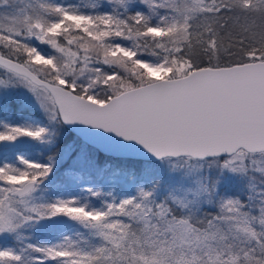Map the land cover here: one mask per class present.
<instances>
[{"label":"snow or ice","instance_id":"1","mask_svg":"<svg viewBox=\"0 0 264 264\" xmlns=\"http://www.w3.org/2000/svg\"><path fill=\"white\" fill-rule=\"evenodd\" d=\"M0 154V264H264V0H0Z\"/></svg>","mask_w":264,"mask_h":264},{"label":"trees","instance_id":"2","mask_svg":"<svg viewBox=\"0 0 264 264\" xmlns=\"http://www.w3.org/2000/svg\"><path fill=\"white\" fill-rule=\"evenodd\" d=\"M69 2H75V0H69ZM31 113L37 114L32 109H25L23 111V113L17 114V116L12 117V121L22 123L25 118H29V116H31ZM21 150H23L28 155L36 156V158H38V159L46 158L45 156H41L35 150H30L28 146H23L21 148ZM4 158H5V154H0V159H4ZM6 158L12 161V159H13L12 154L11 153L6 154ZM64 172H65V167H61L60 170L55 174L54 184L52 185V191L54 193L62 188L60 186L61 183H65V181H67V178L65 177ZM102 179L103 178H101V182H99L97 185L100 184L102 186L101 188L103 190H105L108 186H111L112 191H115L117 193L119 191L125 190L123 183H122L123 180H121L118 183H115V185H113L107 181H103ZM96 202H98V201H96ZM75 227L76 226H74V225H72V223H70L66 227H63V228H60L57 230L38 231L35 234L34 242H38V243L56 242L55 240H57L59 238L61 232L65 233V231L67 230L68 234H72ZM64 228L66 230H64Z\"/></svg>","mask_w":264,"mask_h":264},{"label":"rangeland","instance_id":"3","mask_svg":"<svg viewBox=\"0 0 264 264\" xmlns=\"http://www.w3.org/2000/svg\"><path fill=\"white\" fill-rule=\"evenodd\" d=\"M37 114H32L31 113V116H29L30 118L32 119H41V114L38 112V111H35ZM23 151V150H21ZM24 152V151H23ZM25 153V152H24ZM25 155H28L25 153ZM31 156L32 158L34 159H38L36 158V156H32V155H29ZM46 159V158H44ZM9 160V159H8ZM11 161V160H9ZM13 162H15L13 159H12ZM103 180V179H102ZM123 183V186H124V189L123 191H119L118 193L123 196V195H129V194H132L133 192V186L131 184H128L126 183L125 181H122ZM60 186L62 187L60 190L56 191L55 193H57L58 195H61V196H76V195H79L81 194V189L78 187V185L70 180L67 179V181H65V183H61ZM97 187H102L100 184L97 185ZM104 188V187H103ZM105 191H112L111 189V186H108ZM96 202V201H95ZM96 203H99V202H96ZM72 222L68 221L67 222V225L70 224ZM63 227H66V226H63ZM61 227V228H63ZM64 230H66L64 228ZM67 231V230H66ZM65 233H68V231ZM60 239V236L57 240H55L56 242H58Z\"/></svg>","mask_w":264,"mask_h":264}]
</instances>
